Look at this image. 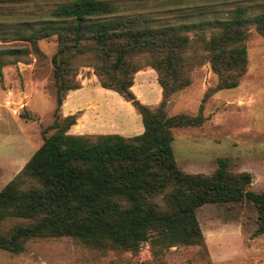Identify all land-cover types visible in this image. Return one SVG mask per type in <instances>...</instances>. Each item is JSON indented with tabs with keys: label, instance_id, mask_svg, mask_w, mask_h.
<instances>
[{
	"label": "trees",
	"instance_id": "1",
	"mask_svg": "<svg viewBox=\"0 0 264 264\" xmlns=\"http://www.w3.org/2000/svg\"><path fill=\"white\" fill-rule=\"evenodd\" d=\"M229 1V0H226ZM253 1V0H230ZM204 42L216 89H231L246 70V27L264 36V12L246 16L236 9L232 19L216 23ZM28 29V28H27ZM177 28H152L138 16L121 15L107 0H72L58 5L28 34L15 33L17 43L0 45V69L23 60L36 41L55 36L51 57L56 89L54 131L43 139L22 171L0 191V224L19 218L12 231L0 232V249L24 251L29 239L69 237L101 251L137 252L145 241L165 247L203 245L196 211L205 204L250 201L257 211L254 235L264 234V191L248 189L251 176L233 173L225 160L210 174L182 171L172 149L173 129L198 126L201 117L169 116L171 93L190 81L184 52L188 38ZM150 57L158 73L161 100L152 109L132 91L138 59ZM93 62L101 88L117 93L140 115L143 132L72 135L76 115L60 118L68 92L81 88L76 61Z\"/></svg>",
	"mask_w": 264,
	"mask_h": 264
},
{
	"label": "rangeland",
	"instance_id": "2",
	"mask_svg": "<svg viewBox=\"0 0 264 264\" xmlns=\"http://www.w3.org/2000/svg\"><path fill=\"white\" fill-rule=\"evenodd\" d=\"M69 1L0 0V45L17 43L16 32L28 34L48 20L53 9ZM107 1L119 14L138 16L152 28L184 27L180 32L189 40L184 55L190 63L185 68L190 83L169 95L166 113L201 117L202 122L173 129L172 149L178 167L191 174H210L222 159L229 171L250 174V191L263 192L264 36L253 24L246 27V70L236 87L222 90L216 89L218 76L211 69L204 42L218 31L216 23L232 19L236 9L246 16L264 12V0ZM57 48V37L42 38L36 41L37 50L31 48L23 60L0 69V191L54 132L50 128L56 109L51 57ZM138 62L141 69L134 77V92L154 109L161 97L158 73L150 66L149 56ZM75 63L76 81L84 86L70 95L74 105L59 111L60 118L76 114L80 119L69 133L141 134L140 115L117 93L98 85L93 62L80 58ZM79 109L84 116L78 115ZM196 217L203 245L165 247L145 241L133 253L101 251L69 237L33 238L19 254L0 249V264H264V234L254 235L257 211L250 201L205 204L197 209ZM24 223L27 221L8 218L0 224V232Z\"/></svg>",
	"mask_w": 264,
	"mask_h": 264
},
{
	"label": "crops",
	"instance_id": "3",
	"mask_svg": "<svg viewBox=\"0 0 264 264\" xmlns=\"http://www.w3.org/2000/svg\"><path fill=\"white\" fill-rule=\"evenodd\" d=\"M136 79H137V77L135 78V82H136ZM98 83V82H97ZM139 83L141 84V78H140V81H139ZM98 85H99V83H98ZM84 86V85H83ZM83 86L80 88V89H77V90H74V91H70V92H68V94H67V96H66V99L64 100V102H63V105H62V108L64 107V106H71V105H74V100L73 101H71V102H69V99H70V95L71 94H74V92H79V91H81L82 89H83ZM100 86V85H99ZM135 87L136 86H133L132 87V91L134 92V90H135ZM140 89H141V87H140ZM107 90V89H106ZM109 91H111V90H109ZM113 92V91H112ZM134 94H135V92H134ZM136 95V97L143 103V100H142V98L140 97V95L139 94H135ZM160 100H161V97H160ZM160 100H159V102H160ZM158 102V103H159ZM157 103V104H158ZM144 104V103H143ZM156 104V105H157ZM145 105H147V104H145ZM148 106H150V105H148ZM83 111L84 110H81V109H79L78 110V115H80V117H82V116H84V113H83ZM62 114V113H61ZM73 115H76V114H73ZM62 116H68V115H62ZM77 116V115H76ZM80 119L78 118V116H77V120H76V123L70 128V130H72V129H74V127H75V129L79 126V123H78V121H79ZM70 130H69V132H70ZM90 134H94V133H90ZM72 135H74V134H72ZM75 135H87V134H75Z\"/></svg>",
	"mask_w": 264,
	"mask_h": 264
}]
</instances>
